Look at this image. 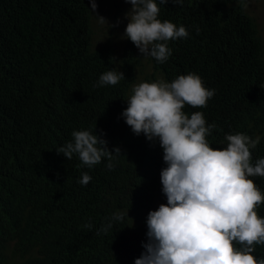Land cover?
Instances as JSON below:
<instances>
[{"label": "trees", "instance_id": "1", "mask_svg": "<svg viewBox=\"0 0 264 264\" xmlns=\"http://www.w3.org/2000/svg\"><path fill=\"white\" fill-rule=\"evenodd\" d=\"M245 2L160 5L159 18L189 36L170 40L172 55L158 63L127 38L120 51L110 39L94 46L89 0H0V264H134L141 255L147 215L167 203V165L159 141L134 134L121 115L140 82L198 74L215 95L205 108L184 110L216 125L210 146L226 147V134L243 132L260 137L253 163L264 158V39ZM109 70L125 79L95 86ZM84 129L120 148L112 170L107 159L89 169L75 154L57 153ZM85 171L92 179L82 185ZM251 179L264 193V178ZM127 210L97 235L106 218ZM253 255L264 258V245Z\"/></svg>", "mask_w": 264, "mask_h": 264}, {"label": "clouds", "instance_id": "2", "mask_svg": "<svg viewBox=\"0 0 264 264\" xmlns=\"http://www.w3.org/2000/svg\"><path fill=\"white\" fill-rule=\"evenodd\" d=\"M125 2L131 9L125 14L128 23L122 38L129 39L143 57L164 63L172 55L168 42L189 36L185 26L159 18L160 5L183 6L185 0ZM90 3L95 13L97 0ZM123 79V72L109 70L100 75L95 86H115ZM214 95L215 89L205 87L198 74L188 73L171 82H140L126 99L128 106L121 113L126 124L134 134L158 140L167 165L160 172L167 203L149 211L147 241L134 264H264V258L253 255L257 245H264V217L258 215L264 193L251 179L264 178V158L253 163L251 151L260 137L243 132L226 134V147H211L208 136L216 125L207 124L201 111L189 116L184 110L186 105L205 108ZM71 136L57 153L68 160L75 154L89 169L107 159L106 167L112 170L113 160L122 154L119 147L110 150L107 141L93 130H73ZM91 179L85 171L78 182L87 185ZM125 216L129 217L128 210L114 212L97 235L107 234L113 222H122Z\"/></svg>", "mask_w": 264, "mask_h": 264}, {"label": "rangeland", "instance_id": "3", "mask_svg": "<svg viewBox=\"0 0 264 264\" xmlns=\"http://www.w3.org/2000/svg\"><path fill=\"white\" fill-rule=\"evenodd\" d=\"M115 4H119V11L114 21V15L117 9ZM245 8L255 17L261 36L264 39V0H246ZM130 9L131 4L125 2V0H97L96 12H92L93 45L96 46L106 39H110L114 49L120 51L126 40V38H122L128 23L125 14ZM96 15L104 17L107 22H101ZM109 25L112 26L109 27ZM144 73L150 75L151 68L147 66ZM137 81L139 82L140 80Z\"/></svg>", "mask_w": 264, "mask_h": 264}]
</instances>
